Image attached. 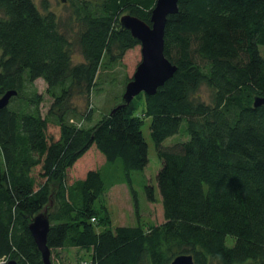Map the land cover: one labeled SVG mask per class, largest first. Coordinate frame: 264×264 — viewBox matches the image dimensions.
I'll use <instances>...</instances> for the list:
<instances>
[{
    "label": "trees",
    "instance_id": "1",
    "mask_svg": "<svg viewBox=\"0 0 264 264\" xmlns=\"http://www.w3.org/2000/svg\"><path fill=\"white\" fill-rule=\"evenodd\" d=\"M157 1L75 0L79 30L71 34L34 0H0V98L18 92L0 110V264H44L30 224L46 208L58 257L77 249L95 264H171L179 255L195 264H264V104L255 105L264 98V0H179L164 37L177 70L155 94H140L142 112L137 96L123 106L120 95L97 117L69 105L74 94L89 99L101 72L141 46L121 17L151 24ZM38 79L54 98L46 115ZM203 85L210 101L198 95ZM143 116L152 118L162 162V219L105 227L98 201L110 185L95 165L120 160L139 212L132 175L149 163ZM174 135L185 138L166 146ZM93 146L105 159L87 161Z\"/></svg>",
    "mask_w": 264,
    "mask_h": 264
},
{
    "label": "rangeland",
    "instance_id": "2",
    "mask_svg": "<svg viewBox=\"0 0 264 264\" xmlns=\"http://www.w3.org/2000/svg\"><path fill=\"white\" fill-rule=\"evenodd\" d=\"M36 5L43 10L46 6L49 11L53 12L62 29L69 30L71 34H75L79 30V22L74 15V1L75 0H34ZM75 36V35H74ZM264 51V46L261 47ZM1 55V51H0ZM73 60L75 63L83 61V56L80 52L78 44L73 46ZM142 60L141 46L137 47L127 53L123 63L113 66L111 69L101 72L99 81L102 83L90 92L89 99L87 94L80 96L74 94L70 99L69 105L78 113V115L93 113L94 117L101 115L102 112L108 111L113 104L118 101L119 96L125 93L126 85L129 81L127 78L133 77L139 63ZM35 87L41 95L42 101L39 104L40 111L46 115L54 103V98L48 92V84L43 79H38L35 82ZM211 89L203 85L199 90L198 95L205 101H210ZM143 94L138 95L135 100L139 106V112H142L144 107ZM68 106V105H67ZM144 117V116H143ZM83 118V117H82ZM81 118V119H82ZM80 120V119H79ZM152 118L144 117V124L142 127L144 137L148 143L149 163L145 170L133 172V184L137 190L139 199V212L136 207V201L127 184L124 181V174L120 160L112 164H105L104 160L96 163L95 166L102 168L103 176L109 188L99 199L100 214L104 215L105 227L111 226L113 228L121 225H135L140 221L145 227L156 220L162 219L163 206L161 196L158 188V172L161 168V159L159 158L156 147L151 136L150 124ZM81 124L86 125L89 122L81 121ZM53 132L58 133L57 128H51ZM185 138L182 135H174L165 140L166 146H171L176 142ZM104 158L95 146L86 154L87 161L91 158L94 162L99 158ZM82 175V174H79ZM146 186H151L155 193L156 202L148 200ZM161 206V207H160ZM106 209V210H105ZM233 238L228 237L227 243L233 244ZM61 255L58 257L55 252H52L51 260L53 264H80L81 261L90 260L89 255L84 250L66 249L60 251Z\"/></svg>",
    "mask_w": 264,
    "mask_h": 264
},
{
    "label": "water",
    "instance_id": "3",
    "mask_svg": "<svg viewBox=\"0 0 264 264\" xmlns=\"http://www.w3.org/2000/svg\"><path fill=\"white\" fill-rule=\"evenodd\" d=\"M179 0H158L152 12L151 24L131 14L121 17L123 28L131 31L132 35L141 42L142 60L132 79L126 85L123 95L124 105L130 104L141 93L153 95L175 74L177 67L165 56V27L170 15L178 12ZM16 90L6 92L0 98V110L9 104L16 95ZM264 104V98H257L255 105ZM49 208L39 213L32 223L30 230L42 253L44 264H53L52 251L48 245V235L51 228ZM9 264H16L14 261ZM171 264H195L193 256L179 255Z\"/></svg>",
    "mask_w": 264,
    "mask_h": 264
},
{
    "label": "built area",
    "instance_id": "4",
    "mask_svg": "<svg viewBox=\"0 0 264 264\" xmlns=\"http://www.w3.org/2000/svg\"><path fill=\"white\" fill-rule=\"evenodd\" d=\"M92 221H96V218H92ZM80 264H95V263L90 259V260L81 261Z\"/></svg>",
    "mask_w": 264,
    "mask_h": 264
}]
</instances>
